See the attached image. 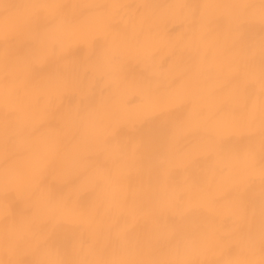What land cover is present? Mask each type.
<instances>
[{
	"label": "bare ground",
	"instance_id": "6f19581e",
	"mask_svg": "<svg viewBox=\"0 0 264 264\" xmlns=\"http://www.w3.org/2000/svg\"><path fill=\"white\" fill-rule=\"evenodd\" d=\"M0 264H264V0H0Z\"/></svg>",
	"mask_w": 264,
	"mask_h": 264
}]
</instances>
